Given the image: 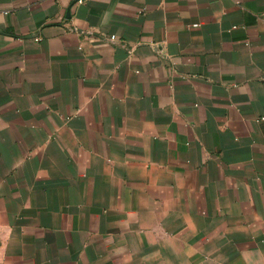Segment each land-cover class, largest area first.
<instances>
[{"label": "crops", "instance_id": "crops-1", "mask_svg": "<svg viewBox=\"0 0 264 264\" xmlns=\"http://www.w3.org/2000/svg\"><path fill=\"white\" fill-rule=\"evenodd\" d=\"M0 264H264V0H0Z\"/></svg>", "mask_w": 264, "mask_h": 264}, {"label": "built area", "instance_id": "built-area-1", "mask_svg": "<svg viewBox=\"0 0 264 264\" xmlns=\"http://www.w3.org/2000/svg\"><path fill=\"white\" fill-rule=\"evenodd\" d=\"M82 0H78V2H81ZM116 39V37L114 36V35H111L110 37H109V40H111V41H113V40H115ZM263 118H260V119H258V120H262ZM257 120V121H258Z\"/></svg>", "mask_w": 264, "mask_h": 264}]
</instances>
